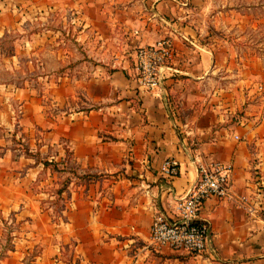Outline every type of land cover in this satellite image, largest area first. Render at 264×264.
I'll return each instance as SVG.
<instances>
[{"label":"crops","instance_id":"1","mask_svg":"<svg viewBox=\"0 0 264 264\" xmlns=\"http://www.w3.org/2000/svg\"><path fill=\"white\" fill-rule=\"evenodd\" d=\"M222 15L205 0H0V38L33 24L42 42L54 18L98 62L39 94L0 84V218L23 221L36 239L69 237L80 264H264V101L255 90L264 79L254 84V65L234 58L244 53L220 34ZM163 38L173 57L154 95L138 87L133 58ZM171 159L180 174L166 180ZM208 160L232 165L233 191L255 194L258 211L210 198L200 211L210 252L153 249V215L175 217L173 199ZM49 163L73 170L57 195L58 224L43 207L58 181Z\"/></svg>","mask_w":264,"mask_h":264},{"label":"rangeland","instance_id":"2","mask_svg":"<svg viewBox=\"0 0 264 264\" xmlns=\"http://www.w3.org/2000/svg\"><path fill=\"white\" fill-rule=\"evenodd\" d=\"M205 1L210 2L212 16L218 11L223 13L220 34L233 48L244 53L235 59L248 60L254 65V84H258L264 79V0ZM57 21L50 18L46 29H40L44 33L42 42H38V36L33 35L39 30L33 24L26 29L16 25L10 34L0 38V84L15 88L27 86L39 94L45 88H54L59 76L81 73L84 65L98 63L94 56H88L86 42L71 37L70 25ZM252 95L256 100L257 94L254 92ZM261 98L264 101V95L259 96V100ZM46 167L48 176H56L58 181L46 189L54 199H47L43 207L51 211V222L58 224L64 220V203L57 195L67 186L73 170L60 169L56 163H49ZM96 178L92 176V179ZM15 219L12 216L0 218V264H80L73 254L72 242L65 239L69 237L53 233L46 240L36 239L23 229V221L16 219L15 222ZM48 246L53 248L54 253L44 259L43 250ZM10 251L14 254L10 255Z\"/></svg>","mask_w":264,"mask_h":264},{"label":"built area","instance_id":"3","mask_svg":"<svg viewBox=\"0 0 264 264\" xmlns=\"http://www.w3.org/2000/svg\"><path fill=\"white\" fill-rule=\"evenodd\" d=\"M173 57L170 38H163L154 45L138 46L134 52V72L138 87L158 95L164 80L166 63ZM264 95V81L255 87ZM238 140V137H234ZM161 176L171 180L180 172L174 160H166L161 167ZM233 167L217 161H197L196 179L186 194L173 199L175 217L155 212L149 227V245L155 250L201 255L210 252L211 228L200 219V211L206 200L215 198L228 201L254 215L258 211L255 194L250 197L236 195L232 189Z\"/></svg>","mask_w":264,"mask_h":264}]
</instances>
